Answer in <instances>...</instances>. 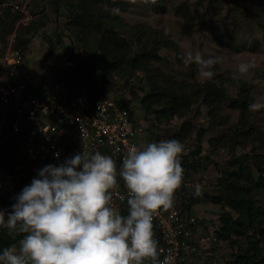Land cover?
<instances>
[{
  "label": "rangeland",
  "instance_id": "obj_1",
  "mask_svg": "<svg viewBox=\"0 0 264 264\" xmlns=\"http://www.w3.org/2000/svg\"><path fill=\"white\" fill-rule=\"evenodd\" d=\"M49 1L51 0H30L33 20L21 24L40 25V30L30 42L31 50L29 48L27 60L32 61L33 65L37 63L42 68L45 67L42 78L51 82L47 84V89H51L55 82H62L73 94H85L89 97L95 93L107 94L121 104L127 103L133 109L132 116L135 115L137 121L142 123L144 130L142 144L146 145L145 141L158 143L161 140H178L184 146L180 161L186 158L184 166L189 180H203L201 194L197 196L194 189L189 190L182 203L188 205L189 212L197 219L198 233H212L218 227L220 208L210 203L205 195L217 192L215 189L219 174L228 167L232 156L223 148H212L210 143L231 131L237 124L238 111L230 108L227 103L222 110L226 125L216 129L209 128L206 108L198 104L194 105L185 119H174L169 124L152 123L153 117L146 119L140 108V99L146 90V86L140 81L143 75L136 73L130 79L117 75L106 79L99 76L102 62L90 54L83 55L79 48H73V39L65 30L64 9H60V14H55ZM127 1L129 6L122 17L128 25H149L162 31L178 46L177 54L169 50L160 51L162 62L155 65L157 69L180 79L186 78L189 69L183 63V57L188 51L193 54L199 51L205 59L219 57L220 63L214 65V68L226 78L234 79L233 73L236 72L237 65L247 62L252 65L249 73L235 80L252 84L254 103L264 104V0H167L161 7L151 6L148 0ZM180 7L185 8L191 17H184L187 12H183ZM186 29L191 31L190 35L184 33ZM59 34L62 35L61 44L57 43ZM4 46L5 43H0V52ZM72 48L75 56L71 52ZM45 55L53 56L57 66L45 64V61L42 64L41 59ZM68 60L73 62L72 70L77 71L75 74L71 70L67 71L65 67L62 68ZM194 66L195 80L204 83L198 76V66ZM237 89V86L228 87L231 97H234ZM252 111L255 115V126L264 135V107ZM5 122L4 118L0 119V143ZM198 148L201 151L195 154ZM250 150V145L242 144L234 155ZM256 151L264 154V144L258 145ZM41 169L40 165L31 166L29 174L0 177V196L9 195L15 202V197L27 186L29 179L38 178ZM177 194L178 191H175L173 197ZM10 211L5 209L6 213ZM256 231L264 248V218ZM229 254L227 244L215 242L200 249L188 264H225Z\"/></svg>",
  "mask_w": 264,
  "mask_h": 264
},
{
  "label": "trees",
  "instance_id": "obj_2",
  "mask_svg": "<svg viewBox=\"0 0 264 264\" xmlns=\"http://www.w3.org/2000/svg\"><path fill=\"white\" fill-rule=\"evenodd\" d=\"M11 1L24 0H0V43H5L0 56L10 41L7 38L12 35H14L12 48L27 56L29 44L40 30V25L30 23L27 26L21 24L17 26L24 16L19 12H13L10 7L2 6ZM148 1L151 6L161 7L167 0ZM49 2L55 14H60V9H64L65 30L73 39V48H79L83 55L90 54L102 62L99 76L106 79L117 75L123 79H130L136 73L143 75L140 81L144 83L146 90L140 99V108L146 119L149 116L153 117L152 123L169 124L174 119H185L194 105L198 104L206 108L209 128L216 129L226 125V117L222 115V110L227 103L230 108L238 111L237 124L230 129L231 131L210 143L212 148H223L232 156L228 167L219 174L215 189L217 192L205 195L210 203L220 208L218 227L210 234L212 243L223 242L228 245L230 257L225 264H264L262 239L256 231L264 218V154L257 152L256 147L264 144V135L255 126V115L249 107L254 103L253 85L226 78L215 68H213L215 76L211 80L199 83L194 78V64L187 65L189 74L182 79L157 69L155 65L162 62L160 51L169 50L177 54L178 46L162 31L149 25H128L122 17L129 6L127 0ZM117 8L119 14H113L111 10ZM181 10L187 12L185 8ZM30 14L32 15L31 10ZM187 16L191 17L188 12L184 17ZM186 30L184 33L190 35L191 31ZM61 36L57 35L58 44L62 43ZM73 48L71 52L75 56ZM46 59L47 55L43 56L41 63L43 64ZM76 72L71 70L73 74ZM232 86L238 87L234 97H231L228 91V87ZM68 90L72 91L69 88ZM97 95L100 94L95 93L91 97ZM117 103L120 104V101ZM122 106L129 108L127 103ZM132 112L133 109L129 108L131 118ZM242 144L250 145L251 150L235 156L236 149ZM0 148V177L3 178L29 174L31 166L40 165L43 168L52 165L49 160L40 164L20 163L9 144L0 143ZM200 151L201 148H198L195 154ZM184 161L181 162V166L187 176ZM33 179L35 178L29 179L27 186ZM198 201L197 198L196 202ZM13 203L15 202L11 196H0V209L11 210ZM184 209L189 211L190 208L184 205ZM21 238L18 236L13 240L7 236L6 230L0 229V252L6 246L18 244Z\"/></svg>",
  "mask_w": 264,
  "mask_h": 264
},
{
  "label": "clouds",
  "instance_id": "obj_3",
  "mask_svg": "<svg viewBox=\"0 0 264 264\" xmlns=\"http://www.w3.org/2000/svg\"><path fill=\"white\" fill-rule=\"evenodd\" d=\"M111 11L119 14L118 8ZM183 63L197 65L201 81H209L220 59L188 51ZM251 67L241 62L233 78L247 75ZM133 120L143 130L135 115ZM142 136L141 145L128 146L119 172L116 161L99 151H81L58 167H43L15 197L10 212L0 209V229L13 240L22 237L3 248L0 264H172L171 256L160 260L153 219L172 206L183 182L184 146L175 139L144 145ZM118 175L127 193L120 197L128 206L122 215L113 205ZM194 194H201L199 184ZM197 228L198 222V233Z\"/></svg>",
  "mask_w": 264,
  "mask_h": 264
},
{
  "label": "built area",
  "instance_id": "obj_4",
  "mask_svg": "<svg viewBox=\"0 0 264 264\" xmlns=\"http://www.w3.org/2000/svg\"><path fill=\"white\" fill-rule=\"evenodd\" d=\"M29 1H11L2 6L24 16L17 25L27 24L33 18ZM13 38L14 35L0 56V115L6 121L1 143L12 147L20 163L40 164L49 160L57 167L81 151H99L116 161L119 172L128 146L141 145L143 130L134 124L129 109L107 94L92 98L73 94L62 82L46 89L38 76L18 79L26 56L12 48ZM64 67L72 70L73 62L68 60ZM55 154H59L58 159ZM117 180L119 187L113 191V205L122 215L128 212V206L126 198L120 197L127 193L119 175ZM197 184L202 186L203 180L191 181L183 171V182L176 190L172 206L159 210L153 219L160 260L171 256L172 264H188L199 249L212 242L211 236L198 235L197 219L182 203L187 191L195 190Z\"/></svg>",
  "mask_w": 264,
  "mask_h": 264
},
{
  "label": "crops",
  "instance_id": "obj_5",
  "mask_svg": "<svg viewBox=\"0 0 264 264\" xmlns=\"http://www.w3.org/2000/svg\"><path fill=\"white\" fill-rule=\"evenodd\" d=\"M30 45H31V43L29 44V48H30V50H31V47H30ZM46 63H48L49 65H56L57 66V62L55 61V58L52 56L51 57V55L50 56H48L47 57V59H46V61H45V64ZM45 68V67H44ZM44 68H42L41 67V65L39 66V64H35V65H33V62L32 61H28L27 60V57H26V59H25V63H24V65H23V69H22V71L21 72H19V74H18V79H21V78H23L24 76H27V75H33V76H38V79H39V82H41L42 83V85H46V87H48L47 86V84H49V83H51L50 81H48L47 79L46 80H44L43 78H42V76L45 74V69ZM62 68H64V66H62ZM47 89V88H46ZM142 125V124H141ZM143 139V138H142ZM144 141V140H143ZM147 141H149V140H147ZM145 144H147V142L145 141L144 142Z\"/></svg>",
  "mask_w": 264,
  "mask_h": 264
}]
</instances>
